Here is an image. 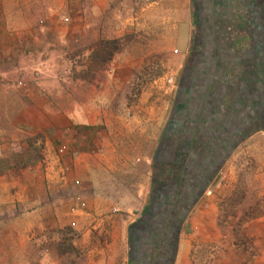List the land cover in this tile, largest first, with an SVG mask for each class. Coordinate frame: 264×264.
Segmentation results:
<instances>
[{
    "label": "crops",
    "instance_id": "obj_1",
    "mask_svg": "<svg viewBox=\"0 0 264 264\" xmlns=\"http://www.w3.org/2000/svg\"><path fill=\"white\" fill-rule=\"evenodd\" d=\"M48 1L0 0V48L15 46L12 43L15 39L24 40L19 35H24L28 29L30 12L38 10L44 14L45 10L51 11L54 7ZM115 1L75 0L71 5V13H83L85 23H76L72 29L104 28L103 17L98 19L94 15L106 14ZM160 1H153L148 7H156ZM197 1V8L193 0H165L164 3L165 12L168 13L166 15L176 14L174 8L182 9L181 14L186 15L180 23H185L189 28L185 54H189L192 49L194 27L192 25L191 28L189 17L191 8L198 12L197 29L203 33L199 55L187 58L185 62L192 68L198 65L195 88L180 106L181 112L176 108L178 111L174 114L179 116L178 125L181 128L183 124H188L196 130L193 134H187L186 140H189V145L196 143L197 152L189 148V151L181 155L187 171L185 179H190L193 170L202 175L213 162L222 159L224 150L219 144L232 142V138L238 142L239 131L243 133L240 143L252 142L255 149L257 144L254 142H264V0ZM65 3L60 0V8L65 7ZM42 24L37 25L34 31L43 29ZM11 60L14 61V56L11 58L9 55L0 58V63L7 64ZM47 64L43 61L40 64L43 68H38L41 72L31 73V80H26L29 76L22 70L23 67L14 68L16 72L0 71V79L3 76L14 79L12 85L17 84L22 95L30 97L37 110L45 111L44 106L48 104V111L57 112L55 120L52 116L50 123H45L62 128L61 133L66 135L64 138L67 140L62 137L57 139L56 148L60 145L64 151L62 154L57 152V156L53 149L45 156L44 165L23 169L19 176H14L15 173L0 176V261L8 258V264H15V257L29 256L21 253L23 243L27 244L31 240L46 241L53 226L57 229L66 226L81 236L83 246L86 244L87 249L90 247L86 250L89 264H127L121 257H126L128 252V228L147 206L153 162L159 145L167 138L169 116L175 110L176 98L171 93L172 89L165 87V83L154 81L149 87L151 92L146 94V103L134 111L138 117L125 119L126 122L117 120V133L112 136V131H103L107 137L98 139L97 129H106L108 125L104 121L101 126L99 115H94L100 100L97 81H84L86 78L82 81L73 73L67 85L61 87L65 90H56V77L62 75L57 72L47 73L44 68ZM2 79L0 88L9 87L2 83ZM71 85H75L72 93ZM82 90L85 94H91L86 101L78 98V91L82 94ZM101 100V103H105L103 98ZM237 100H241V103ZM140 110L150 111V114L145 115L144 111L140 117L137 114ZM238 110L247 113L261 111L257 131L244 136L245 129L238 122ZM43 117L45 120L46 116ZM195 117L197 125L194 127ZM82 126L89 129L83 130ZM88 136L89 139L85 140ZM218 142L217 148L208 147ZM261 152V177L264 184V149ZM195 155L196 162L192 161ZM220 168L217 167L209 177L208 186H201L203 189L200 196L184 219L181 233L175 241L174 264H193L194 224L197 219H203L209 214V208H214V204L220 201L217 197L219 186H215ZM182 169L184 172L183 166ZM188 179L182 184L184 188L194 183ZM74 196L80 197V201L74 202ZM184 199L187 204V196ZM168 236L166 233L164 237ZM51 255L52 258L57 257L54 253ZM49 258L46 254L43 263L49 264Z\"/></svg>",
    "mask_w": 264,
    "mask_h": 264
},
{
    "label": "rangeland",
    "instance_id": "obj_2",
    "mask_svg": "<svg viewBox=\"0 0 264 264\" xmlns=\"http://www.w3.org/2000/svg\"><path fill=\"white\" fill-rule=\"evenodd\" d=\"M74 1L64 0L65 7L60 8V0H49L47 3L54 7L51 11L45 10L44 14L38 10L30 12L28 29L24 35H19L24 40L15 39L12 42L15 46L0 48V58L14 56V61L0 63V71L16 72L14 68L23 67L22 70L29 76L26 80H31V73L41 72L38 68H43L40 64L46 61L48 64L44 68L47 73L62 75L56 77V90L64 91L61 87L67 85L73 73L77 74L79 80L86 78L84 81H97L100 100L94 115H99L101 126L104 121L108 125V129H97V136L98 139L106 138L107 133L103 131L107 130L112 131L114 136L119 130L117 120L126 122L125 119L132 120L136 116L134 111L146 103V94L151 92L149 87L154 81L165 83L176 98L181 71L188 65L185 63L187 58H193L197 49L192 47L191 52L185 54L189 28L185 23H180L186 15L181 14L182 9L178 8L173 9L176 14L166 15L165 0H117L106 14L94 15L98 19L103 17L104 28L96 26L95 29L84 27L79 30L76 27L72 29V26L85 23V17L83 13H71ZM153 1L161 3L149 8ZM196 11L191 8L189 16L191 28L192 25L194 27L193 36H196L197 29ZM63 17H67L68 22H64ZM40 23L43 29L34 31ZM102 41H114V48L117 49L113 51L111 61L100 69L101 56L91 59V53L97 50ZM170 76L174 77L172 84L167 82ZM2 78V83L9 87L0 88V176L7 173L19 176L23 169L44 165L45 156L53 149L59 156L55 146L57 139L62 137L67 140L64 138L66 135L61 133L62 128L46 124L50 123L52 116L55 120L57 112L48 111V104L44 106L45 111L37 110L32 99L22 95L17 84L12 85L14 79ZM74 87L71 85L70 93ZM77 95L81 101L91 96L85 91L82 94L78 91ZM102 98L105 103H101ZM30 107L33 109L30 110ZM178 108L181 112V108ZM178 110L175 109L169 116V123L172 120L180 122L179 116H174ZM144 111L140 110L137 114L141 117ZM147 113L150 114V111H146L145 115ZM43 115L46 116L45 120ZM82 136L85 137L84 134ZM84 139H89V136ZM138 144L142 145L141 142ZM252 144L240 143L222 162L215 183V186H219L217 197L220 201L214 204V208H209V214L197 219L194 224L193 264H264V184L261 177L264 142H254L257 144L255 149ZM253 150L254 153L251 152ZM176 153L168 158L173 159L174 167L181 162L185 169V161L179 152ZM51 230L46 241L23 243L21 253L29 256L15 257V264H44L46 254L50 257L49 264H89L86 250L90 247L87 249L86 244L83 246L78 233L66 226L62 229L53 226ZM126 244L128 250V240ZM43 248H47V252L42 255ZM51 253L57 257L52 258ZM127 255L128 252L126 257H121L124 263L128 260ZM0 264H8V258L2 259Z\"/></svg>",
    "mask_w": 264,
    "mask_h": 264
},
{
    "label": "trees",
    "instance_id": "obj_3",
    "mask_svg": "<svg viewBox=\"0 0 264 264\" xmlns=\"http://www.w3.org/2000/svg\"><path fill=\"white\" fill-rule=\"evenodd\" d=\"M193 3L197 8L198 1L193 0ZM196 15H198V13H196ZM197 34L198 37L194 35L192 38V47L197 49V54L195 56L199 55V47L203 43V33H200V30L197 29ZM115 45L116 43L114 41H102L99 42L97 50L95 52L94 50L92 51L91 59L96 58L98 55L101 56L100 69H103L105 65L111 61L113 51L117 49L116 47L114 48ZM96 61L98 62V60ZM197 68L198 65L193 68L191 65H187L184 70L185 73L183 71L177 89L178 95L176 96L175 109L184 104L186 99L189 98L188 93L195 88ZM188 69L189 72L186 74V70L188 71ZM96 71H98V69L95 71L93 70L92 73ZM237 101L241 103V100ZM238 112L240 114L238 122L242 125V128L245 129L244 136L250 134L251 131L254 132L258 130L257 122L261 120V111H250L247 113L238 110ZM228 121L231 122L230 119H228ZM171 122L172 123H169L167 127V138L159 145V151L153 162L151 188L148 194L149 196L147 197V206L143 210L141 216L134 220L128 228L127 264H174L176 252L175 241L190 207L202 192L203 188H201V186H208L209 177L211 178L215 169L222 165V162L232 153L234 147L240 144L241 138H243L242 131H239L238 142H234L232 138V142L221 144L218 142L208 145V147L217 148L219 144V147L221 146L224 150L223 158L218 159L217 162L211 160L213 163L207 171H203L202 175L193 170L190 173V179H187L189 182L193 181L194 183L192 186L184 188L182 184L187 181V179H185L187 171L185 169L184 172H182L181 162L177 167H174L173 159L168 158V156L170 157V155L177 154L176 152L182 155L186 151H189V148L190 151H195L196 153V143H191L189 145V140H186L187 134L189 135L191 132L193 134L196 130L191 129L188 124H183V128H181L176 120H172ZM193 123L195 127L197 125L196 117ZM250 125L252 127H250ZM82 127L83 130L89 129L87 126ZM227 133H229L228 130ZM193 158L194 160L192 161L196 162V155ZM6 166L9 167L8 164ZM1 173L2 172H0V174ZM185 196H187L188 199L187 204H185ZM171 206H173L172 210L170 209ZM170 213H172V215H170ZM166 233L169 234L168 237H164Z\"/></svg>",
    "mask_w": 264,
    "mask_h": 264
},
{
    "label": "built area",
    "instance_id": "obj_4",
    "mask_svg": "<svg viewBox=\"0 0 264 264\" xmlns=\"http://www.w3.org/2000/svg\"><path fill=\"white\" fill-rule=\"evenodd\" d=\"M62 20L64 21V22H68V18L67 17H63L62 18ZM167 82H168V84H172V83H174V77L173 76H170V77H168V79H167ZM63 151H64V148L63 147H61L60 145H59V147H58V153L59 154H61V153H63ZM80 201V197H78V196H74V202H79ZM72 210H74V208H72ZM45 252H47L46 250H44L43 252H41V254L43 255V254H45Z\"/></svg>",
    "mask_w": 264,
    "mask_h": 264
}]
</instances>
